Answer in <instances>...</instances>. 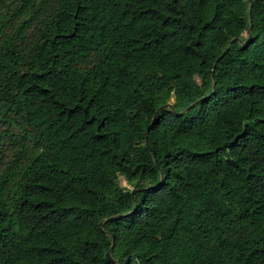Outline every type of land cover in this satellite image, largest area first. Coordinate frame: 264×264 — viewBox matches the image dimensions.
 <instances>
[{"label": "trees", "instance_id": "16d2710c", "mask_svg": "<svg viewBox=\"0 0 264 264\" xmlns=\"http://www.w3.org/2000/svg\"><path fill=\"white\" fill-rule=\"evenodd\" d=\"M0 264H264V0H0Z\"/></svg>", "mask_w": 264, "mask_h": 264}, {"label": "water", "instance_id": "95a60500", "mask_svg": "<svg viewBox=\"0 0 264 264\" xmlns=\"http://www.w3.org/2000/svg\"><path fill=\"white\" fill-rule=\"evenodd\" d=\"M250 1L252 2L253 0H250ZM219 60H220V59H218L217 62H216V64H215L214 71H215V69H216V66H217ZM147 134H148V133H147ZM146 141H147V143L149 142V140H148V136H147V138H146ZM132 194H133V196H134V195L136 194V191L134 190V191L132 192ZM107 257H108V259H111V255H110V253L107 254Z\"/></svg>", "mask_w": 264, "mask_h": 264}]
</instances>
